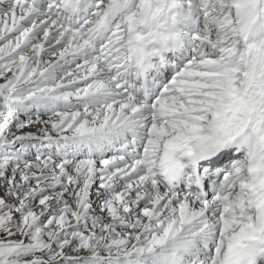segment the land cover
I'll list each match as a JSON object with an SVG mask.
<instances>
[{"label": "snow or ice", "instance_id": "1", "mask_svg": "<svg viewBox=\"0 0 264 264\" xmlns=\"http://www.w3.org/2000/svg\"><path fill=\"white\" fill-rule=\"evenodd\" d=\"M0 264H264V0H0Z\"/></svg>", "mask_w": 264, "mask_h": 264}]
</instances>
